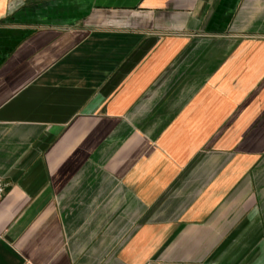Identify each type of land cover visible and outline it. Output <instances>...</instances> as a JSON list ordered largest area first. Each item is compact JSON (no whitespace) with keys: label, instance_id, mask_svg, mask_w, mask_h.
Returning <instances> with one entry per match:
<instances>
[{"label":"crops","instance_id":"0c3cea01","mask_svg":"<svg viewBox=\"0 0 264 264\" xmlns=\"http://www.w3.org/2000/svg\"><path fill=\"white\" fill-rule=\"evenodd\" d=\"M0 264H264V0H0Z\"/></svg>","mask_w":264,"mask_h":264},{"label":"built area","instance_id":"2783aa9c","mask_svg":"<svg viewBox=\"0 0 264 264\" xmlns=\"http://www.w3.org/2000/svg\"><path fill=\"white\" fill-rule=\"evenodd\" d=\"M7 187L8 184L4 180L0 179V199L4 196Z\"/></svg>","mask_w":264,"mask_h":264}]
</instances>
